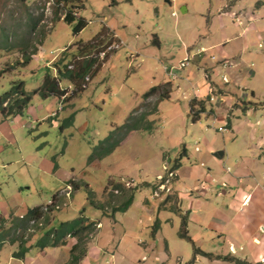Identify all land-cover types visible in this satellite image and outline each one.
I'll use <instances>...</instances> for the list:
<instances>
[{"label": "rangeland", "instance_id": "1", "mask_svg": "<svg viewBox=\"0 0 264 264\" xmlns=\"http://www.w3.org/2000/svg\"><path fill=\"white\" fill-rule=\"evenodd\" d=\"M183 7L187 12H181ZM68 11L75 17L70 23L63 20ZM222 11L229 12L217 14ZM79 19L86 25L74 33ZM206 19L211 22L208 27ZM100 31L101 38L93 41ZM225 36L230 40L224 45ZM89 41L93 45L87 50ZM203 42L238 57L216 60L210 67L213 57L209 59L204 49L192 57V49ZM80 47L97 62V72L87 77L80 94L65 103L62 98L33 95L24 115L0 114V215L9 218L36 206L45 208L56 196L58 207L45 227L81 214L99 223L82 241L87 254L79 264H236L248 263L245 255L255 259V249L264 250V231L256 228L264 220V201L257 194L259 201L238 215L246 216L252 230L245 231L251 235L248 240L238 236V219L226 227L238 242L235 253L229 246L227 253L195 256L194 248L206 251L208 243L219 240L210 225L219 216L215 206L221 199L214 196L237 187L212 174L218 189H208L206 201L198 196L211 181L202 178V172L211 164L220 169L221 162L220 170L230 175L248 153L249 138L254 136L248 132L251 125L257 129L264 125V0H0V95L18 81L24 82L27 92L33 91L46 68L62 55L69 60ZM203 55L207 61L199 58ZM230 68L239 71L237 78L230 76ZM212 69H218L217 83L210 82ZM204 79L211 85L210 98L191 91L193 85L198 93L205 91L200 82ZM60 86L72 88L66 81ZM154 86L159 87L156 93L143 98ZM164 90L171 99L158 101ZM250 90H255L254 96ZM222 98L227 106H221ZM247 105L263 109L239 113L234 138L227 123L234 109ZM201 107L205 111L192 122ZM143 113L151 130L128 132L109 155L88 163L92 149L108 134L120 128L114 134L121 136L123 126ZM216 151L224 153L222 160L213 159ZM257 169L256 180L264 183ZM68 180L71 186L65 184ZM117 186H138L127 211L105 216L92 207L94 201L108 212L107 200L117 204L123 199ZM175 201L181 211L168 212ZM187 215V234L194 245L179 236L181 216ZM29 232L35 235L34 230ZM252 233L260 245L253 243ZM76 242L67 238L65 246L44 250L34 246L25 261L13 259L17 244L7 243L1 248L0 264H67Z\"/></svg>", "mask_w": 264, "mask_h": 264}, {"label": "trees", "instance_id": "2", "mask_svg": "<svg viewBox=\"0 0 264 264\" xmlns=\"http://www.w3.org/2000/svg\"><path fill=\"white\" fill-rule=\"evenodd\" d=\"M61 0H56L60 2ZM232 5H230L231 7ZM70 12H66L63 20L70 23L75 17ZM86 25V22L83 19H79L77 25L74 28V33L80 32ZM101 38V31L93 38V41ZM93 42H87L85 47L89 48L93 45ZM154 45H158L156 42ZM78 48L74 53L70 54L71 58L66 60L67 55H62L57 62H53L49 68H46V71L43 76L42 83L39 87L34 89L31 92H27L24 87L23 81L13 82L8 91L0 95V114L2 117L11 118L16 116H22L25 114L26 108L29 101L33 95H37L41 99L48 98H57L58 100L62 98V101L65 103L71 97L80 94L84 89V84L88 76L93 77L96 70V59L93 57H88V54H83L84 48ZM88 57V58H84ZM26 64L28 63V58L25 60ZM61 81H66L70 86L71 90L68 88H62L60 86ZM168 84H166L167 86ZM165 87V86H164ZM159 87H151L146 91L142 97L147 98L152 96ZM168 90H164L163 93L159 94L158 101L168 100ZM210 98V96H208ZM195 102V100L193 101ZM193 105V103H192ZM254 106V104H250ZM156 109V106L155 108ZM205 110L203 107L199 108L196 111L195 116L192 118V122L199 120V115ZM146 114H140L139 116L132 117L128 123L123 126V133L121 136L115 137V132H119V129L108 134L101 143L99 147H94L92 149L91 155L88 158V163H92L94 160H100L107 155H109L115 147L128 135L130 131H136L139 129L149 131L148 121L145 120ZM146 121V122H145ZM144 123V124H143ZM227 126L230 127V121L227 123ZM178 169V167H176ZM67 185L72 184V180L66 182ZM122 192L123 199L117 204H113L111 200H107L108 212L106 207H103L100 203H95L91 201V205L94 209L102 212L103 215H114L116 212H125L131 206L134 200V193L137 190L138 186L133 188H124L123 186H117ZM78 188V186H77ZM172 205L168 210L172 213L180 212V210ZM57 204L52 206H46L45 208L41 206H36L31 209H28L25 214L20 216H12L5 218L0 215V251L4 244H17L16 250L12 253V257L17 260H22L28 253V251L37 246L40 250L50 247H59L65 246L67 243V238L76 239V243L71 247L69 251V260L67 264H79L80 261L86 256L87 251L85 245L82 244V241L86 239L87 235L89 236L94 227L96 228L99 223L94 222L82 214L72 220L59 222L57 226H48L50 224V214L51 211H54ZM178 214V213H177ZM181 228L179 231L180 238L187 239L190 243L193 244L192 240L188 237L187 234V217L181 216ZM53 219V218H52ZM53 224V222H52ZM46 228V229H45ZM30 230L35 231L34 234H30ZM158 230V220L153 223L151 226V236L154 238ZM28 234V237L25 236ZM32 242V243H31ZM202 255L205 257H213L209 253H204L200 249L194 248V255ZM248 264L246 262L238 261L236 264Z\"/></svg>", "mask_w": 264, "mask_h": 264}, {"label": "crops", "instance_id": "3", "mask_svg": "<svg viewBox=\"0 0 264 264\" xmlns=\"http://www.w3.org/2000/svg\"><path fill=\"white\" fill-rule=\"evenodd\" d=\"M185 12H187V10ZM227 12H229V11H222V12H218L217 14L218 15H224V14H227ZM210 23H211L210 20L206 19L207 27ZM209 28H210V26H209ZM208 32H209V30H208ZM202 38H205V37L203 36ZM229 40L230 39L228 38V36H225L223 38V41L225 42L224 45ZM193 45H194V43L191 44L187 48H191ZM157 47H159V46L157 45ZM200 48L204 49L207 52L209 59L211 57H213V60H210L208 62L209 65H211L210 67L214 66L213 64L216 60L232 59V58H235V56H236V54L234 55V57L227 55L224 52L223 48L219 45H216V46L215 45H208V44H206V42H203V43H200L199 45H197L196 48L192 49L191 53L194 54V55H192V57L198 53V50ZM214 51H215V53H214ZM236 57H238V56H236ZM199 58H201L202 61H207L204 58V55L199 57ZM228 71H229V74L232 73V75H230L232 78H234V79L237 78V74L239 71L234 72L235 71L234 68H230V70H228ZM210 73H211V76H210L211 81L210 82L211 83H217L215 80V77L219 75L218 69H215V70L212 69L210 71ZM203 77H204V74H203ZM200 82H202L203 84L206 85L205 91L198 93V91H197L198 88L196 87V85H193L194 90H195V91L191 90L193 95H195L197 97L198 96H200V97L211 96L210 94H208V93H210L209 91L211 89V87H210L211 85H209L210 82L207 81L206 79H204V81L200 80ZM198 85H201V83ZM250 91H251V95L254 96L255 90H250ZM231 97L232 96H229L228 99L232 100ZM170 99L171 98H169L168 100H170ZM224 99H226V98L220 99L221 100L220 102H222L221 106H223V105L227 106V104L229 103L228 101H224ZM250 102H252V101H250ZM188 105H189V99H188ZM250 106H248V105L246 107L242 106V108L237 107L236 109L233 110V113L231 114L232 120L230 121L229 129L232 130L231 135L234 136V138L236 137V135L234 133L235 129H236L235 124L237 121H239V118H240V116L238 114L239 113L248 114L251 112L255 113L256 111L263 109V108H253ZM239 108L241 110L244 108H246V109L244 111H240ZM262 111L264 113V110H262ZM263 117H264V114H263ZM221 122L225 123L223 117L221 118ZM248 132L253 133V135H254V136L251 135V137L249 138V143L247 146L248 153L246 152L244 154V156H241L239 158V161H237L238 165L237 166L235 165L233 170L229 169L232 172L230 175L229 174L227 175L222 170H220L222 168V165H223L221 162H219L220 163L219 164L220 169L216 168V166L214 167V165L211 164L212 168H208V172H205V173L202 172V175H201L202 178L206 179V177H207L211 181L210 184H207V185L205 184V186H202L200 188L201 191H203V193L199 194L198 197L202 198L206 201L209 200L207 198L208 197L207 195H209V193L207 192L208 189L212 192H216V190L218 189V188L216 190L214 189L215 185L212 182V177H213L212 174H215L214 176H216L218 180L224 179V180H227L229 182L233 181V183L237 184V187H231L232 189H229L228 191H224L223 193H220L219 195L214 194L215 195L214 197H217L218 200L221 199V201H218V203L215 206L218 209L219 216L217 218H213L211 220L210 225L213 227V230H214V232L217 235V238L219 240H217V242L216 241L214 242V240L212 238L211 240H213V241L211 243H208L209 248L206 249V251L202 250L204 253H209V254H214V255L215 254H221V253H227L229 246H231L232 250L236 251L235 244H238V242H236V240L233 238V237H235L234 235H229V233H228L229 229H226V227H228L227 225L231 224V223L233 224V222L235 223V221L238 219V215L240 216V214L245 210L244 207H247L251 204L255 205V203H257L259 201V198H260V201H262V200L264 201V183L261 182V180H259V182H258L256 180V175L254 174V167L259 168L256 170V172L257 171L260 172V174H262V179H263V176H264V154H263L264 153V125L260 129H257L255 126L252 127V125H251L250 130ZM259 151H262L261 155L258 154ZM218 152L220 153L222 151H216V152L212 153V157H213V159L220 161L223 159L224 153L222 152L223 154H222L220 159H216L214 157V154H216V153L219 154ZM239 169L243 170L242 174L240 172H238L239 174L237 173V171ZM228 173H230V172H228ZM236 174H238V177H234V175H236ZM218 183H219V181H218ZM255 194H257V196L259 198L255 197ZM55 200H57V199H55ZM244 200H245V202L242 204V201H244ZM224 205L227 206L226 210H225ZM180 211H181V209H180ZM239 211H242V212L239 213ZM168 212H170V211H168ZM170 213H172V212H170ZM244 217L245 218L238 219L239 223H236V225L238 224V229H239V235L238 236L241 238V240L245 239L247 237L246 238V241H247L251 235L249 234L247 236V234H245V231L249 230L251 232L252 230H251V228L249 229V225H248V223H246V216L245 215H244ZM187 219H188V215H187ZM212 223H214L215 226H213ZM212 227L209 226V228H212ZM247 227H248V229H247ZM256 228H257V230H261L263 232L264 231V220L258 221ZM256 228L253 230V233L256 231ZM253 233H252L253 243L260 245V240H259L258 236L254 235ZM239 237H236V238H239ZM154 238H155V236H154ZM220 242H222V244H219ZM225 246H227V249L225 248ZM263 249H264V243H263ZM207 250H211V251L208 252ZM255 250L257 252L256 253L257 256L255 257V259H249L248 257H246V255H245V258L244 257L243 258L248 263L264 264V250L259 251L258 248ZM243 258H241V259L244 260ZM25 260H27L26 256L23 260H20V261H25ZM155 260L160 261V260H158L157 257H155ZM228 263L231 264L232 262L228 261Z\"/></svg>", "mask_w": 264, "mask_h": 264}, {"label": "clouds", "instance_id": "4", "mask_svg": "<svg viewBox=\"0 0 264 264\" xmlns=\"http://www.w3.org/2000/svg\"><path fill=\"white\" fill-rule=\"evenodd\" d=\"M187 60V59H186ZM65 184H66V182H65ZM68 186H71V185H68ZM56 196L54 197V198H52L50 201H49V205H47V206H52V205H54V204H56L57 202H56ZM56 202V203H55ZM58 207V205L55 207V208H57ZM22 216V215H21ZM20 216V217H21ZM232 251H234V252H232ZM231 251V249H230V252L231 253H235V250H232ZM13 258V257H12ZM25 258V257H24ZM14 259V258H13ZM17 260V259H16ZM23 260V259H22Z\"/></svg>", "mask_w": 264, "mask_h": 264}, {"label": "water", "instance_id": "5", "mask_svg": "<svg viewBox=\"0 0 264 264\" xmlns=\"http://www.w3.org/2000/svg\"><path fill=\"white\" fill-rule=\"evenodd\" d=\"M185 11H186V9L183 7V8L181 9V12H182V13H185ZM216 156H217V157H221V156H222V152H220V153L217 154Z\"/></svg>", "mask_w": 264, "mask_h": 264}, {"label": "built area", "instance_id": "6", "mask_svg": "<svg viewBox=\"0 0 264 264\" xmlns=\"http://www.w3.org/2000/svg\"><path fill=\"white\" fill-rule=\"evenodd\" d=\"M187 60H184V62H186ZM181 67H185V64H183V63H181V65H180ZM230 249H231V251H232V248L230 247ZM232 252H234V251H232Z\"/></svg>", "mask_w": 264, "mask_h": 264}]
</instances>
